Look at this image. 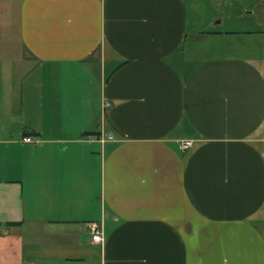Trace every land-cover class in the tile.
Instances as JSON below:
<instances>
[{"label": "crops", "instance_id": "crops-1", "mask_svg": "<svg viewBox=\"0 0 264 264\" xmlns=\"http://www.w3.org/2000/svg\"><path fill=\"white\" fill-rule=\"evenodd\" d=\"M200 7L0 0V264H264V54Z\"/></svg>", "mask_w": 264, "mask_h": 264}, {"label": "rangeland", "instance_id": "rangeland-1", "mask_svg": "<svg viewBox=\"0 0 264 264\" xmlns=\"http://www.w3.org/2000/svg\"><path fill=\"white\" fill-rule=\"evenodd\" d=\"M199 5L201 6L200 8H202L201 16L203 19L202 24H200L201 29L206 28L205 30L207 31L205 32H236L234 36H229L236 40L231 42V44H236L238 41L239 45L245 47L243 56L264 54V31L263 28H260L259 26V21L262 20L263 17L264 0H199ZM250 12L255 14L246 18L247 22L239 19L241 16L247 17L245 14ZM222 20L224 21V24L218 26L217 24ZM200 26L198 28H200ZM211 26H213L212 30ZM252 28L254 30L258 28L257 30L260 31H258L260 34L256 35L257 37L261 36V38H252ZM207 38L208 37H206V39ZM209 41H212L211 38ZM212 43L209 44L203 42L201 49H209L210 52L216 50L214 53H217V51L222 49L221 46L223 43L221 41H215ZM225 54H227V52Z\"/></svg>", "mask_w": 264, "mask_h": 264}, {"label": "built area", "instance_id": "built-area-1", "mask_svg": "<svg viewBox=\"0 0 264 264\" xmlns=\"http://www.w3.org/2000/svg\"><path fill=\"white\" fill-rule=\"evenodd\" d=\"M109 141H114V138L110 137ZM23 143L24 144H32V145L33 144H38L37 141H35L32 138H25L23 140ZM182 147H183L184 150H188V149L193 147V143L185 142V143H183ZM89 228H90L91 233H92V243L94 245H103L104 242H105L103 227L101 225H99V224H92V225H90ZM2 234H3V231L0 229V237H1Z\"/></svg>", "mask_w": 264, "mask_h": 264}]
</instances>
